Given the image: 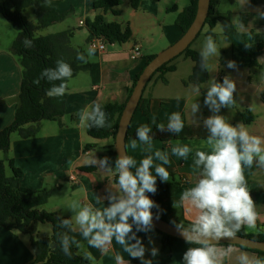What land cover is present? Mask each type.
<instances>
[{
	"label": "crops",
	"instance_id": "crops-1",
	"mask_svg": "<svg viewBox=\"0 0 264 264\" xmlns=\"http://www.w3.org/2000/svg\"><path fill=\"white\" fill-rule=\"evenodd\" d=\"M46 1L58 13L66 15V20L76 19L77 28H85L86 20L91 21L98 13L93 10L92 6L93 2L97 0ZM212 2L220 15H229L235 34L232 42H228L223 35L220 22H217L212 28L213 38L219 47V57L214 58L216 61L212 64L213 68L207 71L208 78L205 83L201 84V94L205 89L204 86H207V82L212 77L219 81L223 80L225 74L222 67L225 68L236 83L235 93L240 94L241 98L246 101L250 99L253 101L252 104L247 102L244 110L253 113L255 120L250 125H244L250 134L264 138V103L259 97L260 92L264 90V80L261 78L264 76V49L258 57L260 68L256 69L260 79L253 82L249 76L245 79L242 78L241 73L244 69L249 68V58L245 54L248 47L245 45L264 43V17L260 15L264 12V0H212ZM121 6L118 8L119 16H113L120 20H109L107 16H112L110 13H107L105 18L107 21L117 22L123 27L128 25L132 36L126 43L106 44L104 51L96 50L95 55L89 59L92 64L91 69L80 73L85 76L82 80L83 83L76 81L77 76L74 77L75 80H73L74 78L69 80L65 114L61 118L62 126L57 121H42L35 137L21 139L17 134H12L8 153L5 155L0 153L2 154L1 159L6 157L13 159L15 167L22 171L23 175L20 179L22 187L34 191H45V188H51L52 190L47 191H58L60 196L63 194L64 198L59 206L45 210L61 217L71 218L74 216V213L69 210V205L73 200H79L82 204L92 203L94 207H106L108 190H115V173H105L95 167H91L90 170L84 169L89 167L87 161L94 154L99 158L109 157L110 163L114 166L116 156L113 143L110 139L95 140L91 138L87 134V129L81 126L77 114L95 103H99L102 107L111 102L124 103L127 99V91L145 64L146 58L161 52L165 49L163 48L165 45L167 48L180 38L181 30L175 20L178 14L187 7L179 6V0H142L135 9L131 8L127 2ZM123 13L127 14V18L122 17ZM80 22H83V25H80ZM238 22L243 23L245 30H240L237 27ZM3 26L0 22V29ZM67 29L69 27L65 30ZM71 29L73 34H78L74 27ZM207 30V26L203 27L201 34L193 41L192 44L197 42L194 51L200 53L207 37ZM84 34L86 35L84 44L88 49V44L94 37L87 30ZM10 37L3 43L0 41V131L14 120L21 83L20 66L16 58L9 52L15 35ZM134 46L141 48L142 56L133 60L130 55ZM225 49L228 51L226 58L221 55V52L225 54ZM183 60L190 59L183 56ZM229 60H234L238 69L227 68ZM173 64L176 69L169 73H174L179 68V63ZM193 67L194 63L192 62L190 74ZM169 73L163 76L158 74L149 81L130 124L141 126L147 124L148 119L155 116V121L158 124L163 123L166 126L169 115L173 112H180L186 125H203L201 124L203 119L191 117L189 120L187 118L186 106L188 103L186 99L180 96H160L163 88L169 87L170 82L166 77ZM72 81L75 82L73 86H71ZM179 81L185 89L188 88L183 84L182 79ZM178 97L179 99H177ZM145 110L148 111L147 115L144 113ZM204 141L192 139L172 140L163 143L153 140V152L161 150L170 153L171 147L177 142L193 148V152L187 159L170 157L171 165L166 167L170 172L171 180L177 182L178 187L169 198L152 199L159 205V210L153 209V211L156 213L160 211V216L166 219L173 215L181 216L187 222L192 219L188 212L183 209H175L172 204L173 200L179 199L185 188L194 186L196 181V175L192 171L194 152L197 148L206 150ZM130 142L131 140L126 141L128 154L139 163L140 159L148 153L141 152L140 148L132 150ZM69 177H74L75 181H69ZM247 184L256 203L259 219L256 230L244 228L245 232L248 234L264 233V168L257 167ZM47 193L51 197V192ZM95 196L100 197V205L95 203ZM50 197L48 196V199ZM137 236L141 238L146 248L150 249L155 246L158 249V254L155 257L150 255V251L145 254V258L151 259L153 264H183V254L190 247L183 241L174 242L170 253L165 254L161 252V236L156 232L152 230L148 233L138 232ZM149 237L154 241V244H149ZM80 245L77 251L80 256L84 257V254L88 252L94 257V261L87 260V264H116L115 254L117 253L123 257L126 264L127 261L129 264H141L139 259H133L123 252L122 246L116 244L114 240L107 254H102L100 250L89 247L86 240H83ZM235 249L232 256L226 259L225 264H238L236 257L240 251L253 253L238 247ZM32 261L33 252L30 239H24L20 233L9 231L0 226V264H30Z\"/></svg>",
	"mask_w": 264,
	"mask_h": 264
},
{
	"label": "clouds",
	"instance_id": "clouds-1",
	"mask_svg": "<svg viewBox=\"0 0 264 264\" xmlns=\"http://www.w3.org/2000/svg\"><path fill=\"white\" fill-rule=\"evenodd\" d=\"M260 15L264 17V12ZM237 27L245 30L242 22H238ZM23 43L26 48L32 46V41L28 38H25ZM95 51L94 47H89L87 58L84 53H77L76 58L88 63ZM199 55L201 69L210 71L213 68L210 61L219 57V47L212 35L206 37ZM227 68L238 69V66L234 60H229ZM72 75L70 64L59 59L54 68L44 69L41 77L33 83L39 85L41 78L46 79L52 83L47 90V96L63 97L68 87L66 81ZM261 78L264 80V76ZM57 81L60 83H55ZM235 92L236 83L230 75H225L222 82L215 78L207 82L203 104L212 114L203 118V126L208 133L204 141L206 150H195L192 164V171L196 175L195 184L185 188L179 199L173 200L172 204L173 208L183 209L192 216L187 224L172 222L177 233L187 244L192 245L183 254V264H225L226 259L230 258L236 249L231 243L224 246L221 242L235 239L244 228L257 229L259 213L248 188L245 170L252 169L254 164L264 168V138L250 134L242 122L233 125L228 117L220 114L222 108L236 105ZM192 93L199 97L201 85H193ZM200 107L196 101L191 104L192 117H196ZM77 115L85 129L112 127L107 113L99 103ZM152 119L155 123V116ZM184 127L185 120L180 112L171 113L166 126L163 123L156 125L157 131L176 135L180 134ZM151 134V126L141 125L136 130V138L130 142L132 150L140 148L141 152L148 153L139 163L128 154L127 147L121 150L117 146L119 154L114 166L109 157L99 158L95 154L92 155L87 161V166L105 173H115V190H108L106 207H94L92 203L82 204L79 200H73L69 210L74 216L59 218L58 227L68 229V232L78 230L88 246L100 250L102 254L109 252L114 240L129 257L139 259L141 264H153L151 259L145 258V254L150 251V255L155 257L158 249L155 246L146 248L137 236L138 232H150L154 227V219L160 218V211L155 215L153 213V209L159 210V205L148 194L154 195L157 192V177L161 182L171 180L166 167L171 165L170 157L187 159L193 148L177 142L171 147L170 153L161 150L153 152L154 137ZM95 203L101 204L100 197L95 196ZM68 232H58L56 235L64 255L71 259L73 246L79 248L81 245L80 241ZM149 244H154L151 237ZM84 259L94 261V257L88 252L84 254ZM115 260L116 264H126L119 253L115 254ZM236 260L238 264H264V257L246 251H240Z\"/></svg>",
	"mask_w": 264,
	"mask_h": 264
},
{
	"label": "trees",
	"instance_id": "trees-1",
	"mask_svg": "<svg viewBox=\"0 0 264 264\" xmlns=\"http://www.w3.org/2000/svg\"><path fill=\"white\" fill-rule=\"evenodd\" d=\"M141 1L142 0H97L93 2V10L98 13L91 21L86 20L85 28L87 32L92 37L103 40L106 44H123L128 42L132 36L130 27L128 25L123 27L117 22L107 21L105 15L110 13L112 16H119L120 12L118 8L124 2H127L131 8L135 9L139 6ZM196 5L197 0H190L189 5L178 14L175 23L180 28L181 35L191 24L196 12ZM29 8L32 9L36 23L30 21L25 14L26 10ZM0 15L4 20L10 23L16 31V36L10 44L9 52L16 58L21 69L20 91L15 106L14 120L9 126L0 131V153L5 155L10 149L12 134H17L21 139L35 137L39 132L42 121H57L59 125L62 126L61 118L65 114L68 87L63 97L47 96V90L52 86V83L43 78L40 79L39 85L33 83L34 80L41 77L42 71L47 68H54L56 66V61L63 59L66 63L70 64L73 70V75L70 78L72 79L81 72L89 71L92 64L90 60L88 63L77 60V53H84L87 58V52L83 47L74 48L70 45L71 38L74 35L72 29L44 36L36 35L39 30L63 22L66 18V15L58 13L46 0H0ZM217 22L222 24V32L226 41L232 42L235 30L231 24L229 15H220L211 0L208 15L203 25V27H208L206 32L207 36H213L211 30ZM201 32L202 30L197 37ZM25 38L32 41L31 47L26 48L24 46L23 41ZM191 45L179 56L162 65L151 76L150 80L155 75L159 74V76H163L166 73L175 71L176 68L173 62L180 56H184L194 63L192 72L188 79L184 81V84L201 85L205 83L208 78L207 71L201 69L200 55L190 48ZM263 49L264 43L254 44L247 48L245 54L249 58V68H260L258 57L262 54ZM154 56L155 55L146 58V62L139 74ZM139 74L135 77L132 85L127 91V99ZM70 79L66 81L67 86ZM55 83L58 84L60 82L57 81ZM259 97L264 103V90L260 92ZM125 102L122 104L116 102L105 104L102 108L107 113L108 121L112 124V127L110 129L90 127L87 128V134L95 140L110 139L114 147V137ZM144 113L147 115L148 111L145 110ZM239 115L245 125H250L255 120V116L249 110L241 111ZM147 124L152 127L151 135L154 137L153 140L163 143L172 140H205L208 135L203 125L192 126L185 124L184 130L176 135L167 131L163 133L157 131L156 125L158 123L156 121L154 123L151 118L148 119ZM138 127L140 126L130 124L126 141L136 138V130ZM7 169L10 171V175H7ZM84 169L90 170L92 168L87 167ZM256 169L257 167L254 164L252 169L245 170L247 182ZM22 175V171L15 167L13 159L9 157L5 159L0 158V226L9 231L30 235V246L33 252V261L30 264H87V260L78 254V248L75 246L72 248L71 259L64 255L56 234L58 232H68V229L58 227L59 218L68 217H61L56 213L41 209L40 207L46 204L49 194L45 191H34L22 187L20 185ZM177 187V182L173 180L161 182L159 177H157V192L154 195H148L151 199H166L174 194ZM154 213L156 214V212ZM162 218L169 221L171 224H173V221L176 223H188L181 216L173 215L168 217V219ZM38 223H49L51 225L50 236L34 238ZM152 231L161 236L162 253L169 254L172 244L181 241L155 229H152ZM68 234L75 236L80 243L84 240L83 237L79 235V232H68ZM237 235L264 242V233L248 234L245 232V229H242ZM222 245L227 246V244ZM189 246L191 247L192 245ZM233 246L253 252L257 256L264 257V253L261 251L238 245Z\"/></svg>",
	"mask_w": 264,
	"mask_h": 264
},
{
	"label": "rangeland",
	"instance_id": "rangeland-1",
	"mask_svg": "<svg viewBox=\"0 0 264 264\" xmlns=\"http://www.w3.org/2000/svg\"><path fill=\"white\" fill-rule=\"evenodd\" d=\"M169 1H172V0H169ZM189 3H190V0H179V6H182V7L188 6ZM25 14L30 21H32L33 23H36L31 8L27 9ZM107 17L109 20H113V19L120 20V18H115V17L110 16V15H108ZM122 17L127 18V14L123 13ZM65 20L63 22L56 23V24H53L47 28L39 30L36 33V35L37 36H40V35L44 36V35H48V34H54V33L63 31L68 27H69V29L74 27L75 31H77L78 34L73 35V37L71 38V41H70V45L74 48L83 47L87 52L86 45L84 44V38L86 36L84 33L86 32V29L83 27L77 28L76 27V25H77L76 19L75 20H66V21ZM0 22L4 25L3 28L0 29V41L2 43L4 40H6V41L9 40V37L11 35L16 36V31L14 30L13 26L10 23H8L6 20H4L1 15H0ZM196 43L192 44L190 48L194 49L196 47ZM163 48L166 49V45ZM159 52L155 53V55L158 54ZM221 55L224 58L228 57L227 49H225V54H223L221 52ZM215 61L216 60L213 59L212 61H210V63L213 64ZM173 63H179V68L176 72L169 73L166 75V77L169 79L170 84H169L168 88H163V90H162L163 92L160 93V96H164V95L171 96V97L180 96V97L186 99L187 103H188L186 106V111L188 112L187 118L189 120L192 117L191 116V104L196 101L201 106L200 107V113L199 114L197 113L196 118L197 117L200 119L207 118L209 115L212 114L209 111V109L203 104L204 97L206 96V92H207V86H204L205 89L203 90L202 94L199 97L194 96L192 93V85H194V84H189V83L186 85L184 84V81H186L188 79V76H190L189 74H190L192 62L190 60L184 61L183 56H180ZM222 70H223L225 75H230V72H228L225 68L222 67ZM214 71H216V69H214ZM241 73L243 76L242 78L245 79L246 77L249 76L253 82L260 79V76H258L256 69H253V68L244 69ZM83 75L84 74H78L76 81L79 83H83L82 80H83V77H85ZM238 75H240V74L238 73ZM212 78H214V77H212ZM181 79L183 81V84L185 86H188L187 89H185L184 86H182L181 82L179 81ZM73 80H75V78ZM217 81L222 82L219 80H217ZM74 83L75 82L72 81L71 86H73ZM234 97H235L236 102H237L236 105L231 107V108H222L221 112H220L221 115L228 117L229 122L232 123L233 125L240 123V118H239L238 113L245 109V104H247V102L251 103V104L253 103V101L251 99L246 101L245 99L241 98L240 94H238V93H235ZM52 123L54 125H57L55 122H52ZM201 124H203V123H201ZM1 155L2 154H0V156ZM7 175H10V171L8 169H7ZM47 190H52V189L51 188H49V189L45 188V191H47ZM47 192H49V193L51 192V197L49 195L50 199H48L47 203L44 206L40 207L41 209H44V210L47 209L48 210V209H51L52 207L59 206L62 203V200L64 198L63 194H62V196H60L58 194V191H54V192L53 191H47ZM50 234H51V225L49 223H38L36 226V232H35L34 238L47 237V236H50ZM21 237H23L24 239H30V235H27V234L26 235L21 234Z\"/></svg>",
	"mask_w": 264,
	"mask_h": 264
},
{
	"label": "water",
	"instance_id": "water-1",
	"mask_svg": "<svg viewBox=\"0 0 264 264\" xmlns=\"http://www.w3.org/2000/svg\"><path fill=\"white\" fill-rule=\"evenodd\" d=\"M210 1L211 0H197L194 18L187 30L180 36L177 41H175L166 49L156 54L146 64V66L143 68L138 78L136 79L135 85L132 88V91L127 101L125 102V105L118 121L117 131L114 137V152L116 158L119 154L117 146H119L121 150H124L126 148L127 131L130 126L133 114L139 105L146 84L150 80L151 76L162 65L170 62L171 60L179 56L193 43V41L196 39L197 35L203 28L204 22L208 15ZM153 224V229L185 242V240L177 233L175 226L169 221L163 219L162 217H160L158 220L154 219ZM221 243H231L233 245L246 247L248 249L257 250L264 253V242L239 235H237L236 238L231 241L224 240Z\"/></svg>",
	"mask_w": 264,
	"mask_h": 264
},
{
	"label": "built area",
	"instance_id": "built-area-1",
	"mask_svg": "<svg viewBox=\"0 0 264 264\" xmlns=\"http://www.w3.org/2000/svg\"><path fill=\"white\" fill-rule=\"evenodd\" d=\"M80 25H83V22H80ZM88 47H94L97 51H104L105 50V47H106V43L99 39V38H93L89 44H88ZM142 56V52H141V48L139 46H134L131 50V59H138ZM69 181L71 182H74L75 179L74 177H69Z\"/></svg>",
	"mask_w": 264,
	"mask_h": 264
}]
</instances>
